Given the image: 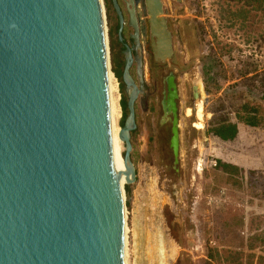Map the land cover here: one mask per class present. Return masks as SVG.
Masks as SVG:
<instances>
[{"label": "water", "instance_id": "water-1", "mask_svg": "<svg viewBox=\"0 0 264 264\" xmlns=\"http://www.w3.org/2000/svg\"><path fill=\"white\" fill-rule=\"evenodd\" d=\"M111 4L122 42V14ZM145 6L153 34L166 13L158 0ZM162 37L166 60L164 19ZM106 46L109 57L101 0H0V264H122ZM152 51L158 61L153 44ZM128 66L123 79L132 86ZM136 96L128 95L119 133L129 165Z\"/></svg>", "mask_w": 264, "mask_h": 264}, {"label": "rangeland", "instance_id": "rangeland-1", "mask_svg": "<svg viewBox=\"0 0 264 264\" xmlns=\"http://www.w3.org/2000/svg\"><path fill=\"white\" fill-rule=\"evenodd\" d=\"M101 1L109 69L119 73V79L112 74L120 102L127 105L118 21L113 8L107 17ZM162 3L174 39L173 58L164 71L173 70L177 76L178 165L173 167L171 135L168 127L161 125L158 90L153 92L157 60L148 51L142 56L140 75L131 72L143 91L134 102L135 129L130 133L129 159L135 177L123 189L128 228L126 262L206 264L208 250L249 254L245 250L248 240L264 230V148L254 149L255 136L246 132H239L233 142L223 143L207 135L206 130L212 113L220 112L221 117L235 121L234 112L246 104L259 107L264 120V18L252 11L244 19L234 16L243 9L240 0ZM117 4L121 14L129 5L126 0H117ZM193 94L202 97L200 131L193 128L195 117H186L184 112L194 111ZM124 116L123 125L127 106ZM124 151L123 145L122 157ZM220 160L233 161L238 174H222ZM251 169L255 171L253 185L242 172ZM251 254L264 256V246Z\"/></svg>", "mask_w": 264, "mask_h": 264}, {"label": "flooded vegetation", "instance_id": "flooded-vegetation-1", "mask_svg": "<svg viewBox=\"0 0 264 264\" xmlns=\"http://www.w3.org/2000/svg\"><path fill=\"white\" fill-rule=\"evenodd\" d=\"M128 1V2H127ZM161 4V11L164 12L162 0H158ZM137 3V4H136ZM128 7L126 8V5ZM125 11L122 13L123 15V28H122V42L120 43V55L122 57L123 71H122V79L124 74V69L127 64H129L127 73L128 77L133 83L135 91L138 93L142 90L139 89L132 76L131 72L133 71L135 76L140 75L141 73V65H142V56L146 54L148 51L151 55H153L152 44L154 47L158 46V61L156 67L158 68V78L156 79L153 92L157 93L158 90V107L161 111V125L165 128L168 127L169 133L172 136V123L174 121L173 114H175L177 124H178V109H179V94H178V86H177V76L173 72V70L164 71L165 65L169 63V61L173 58V33L170 30L171 22L168 20V13L159 14L158 13V26H155L153 29L156 32V37L152 36L151 28H150V19L146 15L147 10L145 6V0H126ZM163 19L166 26V30L170 35V45H171V56L169 59L163 60L164 51L162 49L163 37H162V26ZM158 40V41H157ZM153 57V56H152ZM124 80V79H123ZM158 82V83H157ZM127 93L132 94L134 90L132 87L128 88L127 84ZM158 85V87H157ZM143 91V90H142ZM150 93V92H149ZM194 95V104L199 102V97L196 94ZM196 108V107H195ZM194 108V109H195ZM174 110V111H173ZM173 154V153H172ZM178 165V157L174 159L173 156V167Z\"/></svg>", "mask_w": 264, "mask_h": 264}, {"label": "trees", "instance_id": "trees-1", "mask_svg": "<svg viewBox=\"0 0 264 264\" xmlns=\"http://www.w3.org/2000/svg\"><path fill=\"white\" fill-rule=\"evenodd\" d=\"M240 1L243 5V9L234 16L244 19L245 16L252 11L260 14L264 18V0ZM104 7L108 17L110 9H112L111 0H104ZM111 38L112 36L109 33L110 46L112 47ZM112 73L116 79L120 78L119 73L116 70L112 69ZM120 109L121 112H123L120 124V128H122L125 119L124 113L126 110V105L123 102H120ZM234 118L235 121H231L229 118L224 116L221 117L220 112L212 113L207 124L208 129L206 130V134L220 142L230 143L233 142L239 132L242 131L255 136L253 144L254 149L264 148V120L262 119L261 114H259V107H253L249 104L242 105L234 112ZM218 169L226 176L235 177L238 174V167L230 160H220L218 162ZM242 172L244 173V178L247 182L253 185L252 180L255 171L251 169L250 171L242 170ZM263 237L264 230L254 234L248 240L245 250L249 252V254H245L244 251H224L221 254V252H218L217 250H208L206 256L208 262L206 264H264V256H255L254 254H251L254 250L261 249V247L264 246Z\"/></svg>", "mask_w": 264, "mask_h": 264}, {"label": "bare ground", "instance_id": "bare-ground-1", "mask_svg": "<svg viewBox=\"0 0 264 264\" xmlns=\"http://www.w3.org/2000/svg\"><path fill=\"white\" fill-rule=\"evenodd\" d=\"M105 19V18H104ZM106 28V25H105ZM153 30L152 36L156 37V32ZM158 41V40H157ZM164 43V40H163ZM163 53L166 51L165 43L162 47ZM105 53H106V60H107V94H108V109H109V124H110V139H111V153H112V159L113 163L118 175L119 184H120V194H121V200L124 202V195H123V189L125 184H129L134 178L131 174L132 165L126 164L123 161V157L121 156L122 150H123V143L119 139V133L121 132V128L119 126V121L121 118V109H120V93L118 90V83L116 82V79L114 78L113 74L110 72L109 69V57H108V50L107 46L105 47ZM155 54L158 56V46L154 47ZM110 55V54H109ZM128 77V73H127ZM129 78V77H128ZM130 79V78H129ZM132 82V81H131ZM127 83H129L127 81ZM132 86H128V88L132 87L134 90L133 95H136L135 88L133 84ZM132 94H128L129 96H132ZM199 102L195 103V109L192 112L189 109H186L184 111L186 113V117H190L193 115L196 119V123L193 124V128L197 131H200L202 129V120L204 115L203 105H202V97ZM125 147V146H124ZM126 210L123 209L122 213V222H123V246H122V264H127V254H126V248H127V234H128V228L126 225Z\"/></svg>", "mask_w": 264, "mask_h": 264}, {"label": "built area", "instance_id": "built-area-1", "mask_svg": "<svg viewBox=\"0 0 264 264\" xmlns=\"http://www.w3.org/2000/svg\"><path fill=\"white\" fill-rule=\"evenodd\" d=\"M215 166V165H214Z\"/></svg>", "mask_w": 264, "mask_h": 264}]
</instances>
